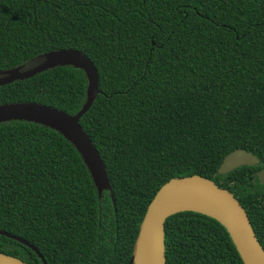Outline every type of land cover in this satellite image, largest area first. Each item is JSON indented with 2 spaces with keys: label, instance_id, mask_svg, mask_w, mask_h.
<instances>
[{
  "label": "trees",
  "instance_id": "1",
  "mask_svg": "<svg viewBox=\"0 0 264 264\" xmlns=\"http://www.w3.org/2000/svg\"><path fill=\"white\" fill-rule=\"evenodd\" d=\"M72 49L96 68L99 94L79 124L111 193L99 198L75 148L41 125L0 124V230L46 264H128L139 225L168 181L199 175L230 192L264 249V0H0V71ZM83 71L56 67L0 86V105L75 115ZM236 150L258 163L219 173ZM165 264H243L216 219L164 224ZM0 253L42 264L0 236Z\"/></svg>",
  "mask_w": 264,
  "mask_h": 264
},
{
  "label": "water",
  "instance_id": "2",
  "mask_svg": "<svg viewBox=\"0 0 264 264\" xmlns=\"http://www.w3.org/2000/svg\"><path fill=\"white\" fill-rule=\"evenodd\" d=\"M66 66L83 71L87 79L86 101L79 112L68 115L52 107L33 102L3 104L0 105V124L12 121L27 122L59 133L82 158L99 198L104 191H109L114 205L105 166L92 141L79 124L81 117L91 108L100 92L98 74L92 62L76 50L51 51L40 56L39 62L29 69L21 66L0 71V86L32 78L56 67ZM257 163L258 159L252 153L236 150L223 159L219 173L225 174L237 167L253 166ZM257 178L259 183L264 185V170L257 172ZM189 202L207 205L213 214L180 209ZM179 212H195L216 219L226 228L243 264H264V249L255 236L244 208L230 192L199 175L171 179L157 191L139 225L128 264H165L164 224L170 216ZM0 236L31 249L42 264H46L42 255L32 244L2 230H0ZM0 264L27 263L0 253Z\"/></svg>",
  "mask_w": 264,
  "mask_h": 264
},
{
  "label": "bare ground",
  "instance_id": "3",
  "mask_svg": "<svg viewBox=\"0 0 264 264\" xmlns=\"http://www.w3.org/2000/svg\"><path fill=\"white\" fill-rule=\"evenodd\" d=\"M180 209H191V210H197L202 212H207L213 214V211L208 208L207 205H202L197 202H189L182 206Z\"/></svg>",
  "mask_w": 264,
  "mask_h": 264
}]
</instances>
